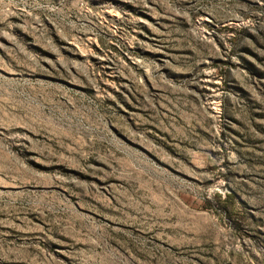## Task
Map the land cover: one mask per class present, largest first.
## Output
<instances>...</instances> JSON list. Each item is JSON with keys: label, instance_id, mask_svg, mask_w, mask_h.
I'll list each match as a JSON object with an SVG mask.
<instances>
[{"label": "rangeland", "instance_id": "1", "mask_svg": "<svg viewBox=\"0 0 264 264\" xmlns=\"http://www.w3.org/2000/svg\"><path fill=\"white\" fill-rule=\"evenodd\" d=\"M0 264H264V0H0Z\"/></svg>", "mask_w": 264, "mask_h": 264}, {"label": "trees", "instance_id": "2", "mask_svg": "<svg viewBox=\"0 0 264 264\" xmlns=\"http://www.w3.org/2000/svg\"><path fill=\"white\" fill-rule=\"evenodd\" d=\"M219 197H220V196H219ZM230 198H231V196H230V195H228V196H227V199H230ZM220 200H221V199H220ZM220 202L222 203V202H223V200H221Z\"/></svg>", "mask_w": 264, "mask_h": 264}]
</instances>
